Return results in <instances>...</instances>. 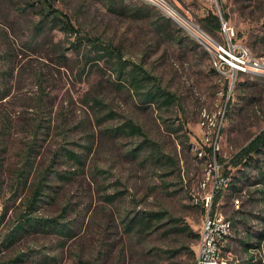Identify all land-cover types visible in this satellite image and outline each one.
Returning <instances> with one entry per match:
<instances>
[{
	"label": "rangeland",
	"instance_id": "1",
	"mask_svg": "<svg viewBox=\"0 0 264 264\" xmlns=\"http://www.w3.org/2000/svg\"><path fill=\"white\" fill-rule=\"evenodd\" d=\"M51 1L80 35L42 27L40 0H0V264H191L199 238L179 228L201 230L210 196L211 212L233 222L222 259L264 264V149L233 162L264 130V73L232 80L179 21L227 44L223 25H204L213 10L264 58V0ZM140 4L149 15H133ZM87 36L144 64L177 100L142 104L106 59L87 61ZM129 118L144 134L114 133ZM150 211L165 217L133 220ZM27 214L72 234L16 232Z\"/></svg>",
	"mask_w": 264,
	"mask_h": 264
},
{
	"label": "trees",
	"instance_id": "2",
	"mask_svg": "<svg viewBox=\"0 0 264 264\" xmlns=\"http://www.w3.org/2000/svg\"><path fill=\"white\" fill-rule=\"evenodd\" d=\"M42 3V27L46 25L47 21L52 23L53 26L62 29L65 33H79V28L75 26L72 22L71 18L68 17L66 13H63L58 8L54 6L51 0H40ZM110 8L120 7L115 4L113 1L109 3ZM150 8L148 5L140 4L137 5L133 9V15L137 17H143L149 15ZM166 22H170V18L164 17ZM204 25L207 30L210 32H214L216 30L221 29L223 25V21L219 14L214 12L213 10L209 11L208 14L203 18ZM160 25H163L161 23ZM162 27V26H161ZM79 37V36H78ZM83 40V38H82ZM75 42L74 47L80 48L84 41ZM98 38H92V36H87V45H89L88 52H86L87 61H95L99 63L100 60L106 59V61L110 64V66L116 71L117 77L127 82L128 85L134 90L135 95L139 98L142 104L150 105V104H158L161 106H170L174 101L177 100V95L163 86L160 80L151 73V71L144 66V64L132 62L130 59L126 58L123 54V51L115 46L113 43L107 42H99ZM92 51H96L95 55H91ZM4 94H0V99L3 98ZM115 134L121 133H131V134H144L143 128L141 125L136 123L133 119H128L123 125L114 128ZM264 149V130L260 133L256 134V136L246 145L244 146L236 155L233 160L234 165L240 164H248L252 160H255L253 156L255 154H261ZM72 157L76 158L80 161V156L78 153L71 151ZM251 159V161H247V159ZM39 194H41V188L36 189L34 193L33 199H37ZM35 200L31 201L30 210L33 207ZM26 218L22 220L18 226L15 228L16 232H20L22 229L30 231L37 230L41 228L43 230L55 229L59 233H65L66 235L72 234V229L67 227L66 224L60 223L57 218H48V217H39L32 215H25ZM139 219L138 224L142 226V224H147L153 221H159L165 217L164 212L162 211H150L146 212V214L137 216ZM181 232L191 233L195 238L200 237V231L194 232L190 226L185 224L179 228ZM16 235V234H13ZM264 236V233L261 234V238ZM198 247V246H197ZM226 247V246H225ZM191 253L193 255L194 261L191 264H196L197 252L193 248H191ZM13 264V263H12Z\"/></svg>",
	"mask_w": 264,
	"mask_h": 264
},
{
	"label": "built area",
	"instance_id": "3",
	"mask_svg": "<svg viewBox=\"0 0 264 264\" xmlns=\"http://www.w3.org/2000/svg\"><path fill=\"white\" fill-rule=\"evenodd\" d=\"M223 27L228 36L227 44L216 42L213 45L216 54V67L221 71L227 67L232 80H235L238 73H264V59L253 54L247 46L234 43L232 40L234 29L230 25L224 22ZM223 181L225 180L222 178L221 186L224 185ZM211 199L212 196L207 197L204 202L207 211L201 226L197 247L199 264H227L225 259H215V249L218 247L217 235H221V229H225L227 217L218 212H211Z\"/></svg>",
	"mask_w": 264,
	"mask_h": 264
},
{
	"label": "bare ground",
	"instance_id": "4",
	"mask_svg": "<svg viewBox=\"0 0 264 264\" xmlns=\"http://www.w3.org/2000/svg\"><path fill=\"white\" fill-rule=\"evenodd\" d=\"M166 8V7H165ZM168 11V10H167ZM172 11H170L171 13ZM173 14V13H172ZM179 21L188 29L190 30L191 32H196L197 35L201 34V35H204V32L200 29V28H197L198 25L192 23V22H185L183 20H180ZM205 37H207L206 35H204ZM214 40V39H213ZM212 40V41H213ZM207 42H209L207 40ZM212 43V42H211ZM212 45H214V43H212ZM214 50V49H213ZM260 59H264L262 57H260ZM233 226V222L231 220H227L225 222V229H221V235H217V242H218V247H216L215 249V259L217 260H223L222 259V250L224 248V244L225 242L227 241L229 235H230V232H231V228ZM227 236V237H226ZM197 264H199V257H198V260H197Z\"/></svg>",
	"mask_w": 264,
	"mask_h": 264
},
{
	"label": "water",
	"instance_id": "5",
	"mask_svg": "<svg viewBox=\"0 0 264 264\" xmlns=\"http://www.w3.org/2000/svg\"><path fill=\"white\" fill-rule=\"evenodd\" d=\"M198 28V27H197ZM195 36H197V38H199V40H201V42H203L205 45H207L209 48L215 49L212 45L209 44V42H207L206 39H204L202 36L197 35L196 32H192ZM205 35V33H204Z\"/></svg>",
	"mask_w": 264,
	"mask_h": 264
}]
</instances>
